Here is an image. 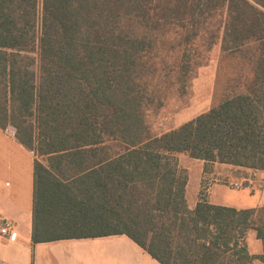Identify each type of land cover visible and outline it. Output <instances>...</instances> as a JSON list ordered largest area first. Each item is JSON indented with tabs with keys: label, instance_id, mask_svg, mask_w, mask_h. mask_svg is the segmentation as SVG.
I'll return each mask as SVG.
<instances>
[{
	"label": "trees",
	"instance_id": "16d2710c",
	"mask_svg": "<svg viewBox=\"0 0 264 264\" xmlns=\"http://www.w3.org/2000/svg\"><path fill=\"white\" fill-rule=\"evenodd\" d=\"M219 41L249 73L153 135L147 107ZM0 128L35 156L34 245L125 234L161 264H264V204L191 209L179 163L264 171V0H0Z\"/></svg>",
	"mask_w": 264,
	"mask_h": 264
},
{
	"label": "crops",
	"instance_id": "0c3cea01",
	"mask_svg": "<svg viewBox=\"0 0 264 264\" xmlns=\"http://www.w3.org/2000/svg\"><path fill=\"white\" fill-rule=\"evenodd\" d=\"M182 158L179 156L180 166H183ZM34 160L35 156L29 150L0 128V222L11 221L18 233L15 240L0 236V264H161L125 234L34 245ZM193 160L199 162L194 170L189 165L183 166L189 176L187 200L191 209L200 202L203 180H211L205 195L210 204L239 210L264 204V171ZM193 182L195 185L191 190ZM234 183H245V189H235ZM231 189L243 192V195L236 197ZM251 242L259 245L256 252L250 250ZM248 249L251 255H260L264 251L255 232L248 235Z\"/></svg>",
	"mask_w": 264,
	"mask_h": 264
},
{
	"label": "rangeland",
	"instance_id": "374dc122",
	"mask_svg": "<svg viewBox=\"0 0 264 264\" xmlns=\"http://www.w3.org/2000/svg\"><path fill=\"white\" fill-rule=\"evenodd\" d=\"M249 1L254 3V0ZM205 57L201 66L195 69L193 77L186 87H183L177 81L175 83V78H173L171 80L172 84L165 85L167 86V93L162 105L159 108L147 107L148 123L153 135L159 136L178 128L200 114L216 107L222 99V94L228 91V86L238 80L239 76L249 73V70L243 67L239 59L223 56L220 41ZM179 156L183 157L182 165H189L193 170L195 165L199 163L187 155L181 154ZM39 158L47 164L46 158ZM183 166L181 167L183 168ZM204 184L210 187L211 180H203L202 186ZM194 185L195 182L192 183L191 190H193ZM233 193L236 197L243 195V192L233 191ZM258 248V244L251 242L250 250L256 252ZM255 264L260 263L256 261Z\"/></svg>",
	"mask_w": 264,
	"mask_h": 264
},
{
	"label": "built area",
	"instance_id": "2783aa9c",
	"mask_svg": "<svg viewBox=\"0 0 264 264\" xmlns=\"http://www.w3.org/2000/svg\"><path fill=\"white\" fill-rule=\"evenodd\" d=\"M233 187L235 189H243L245 187V183H234ZM210 189L209 186L204 184L202 186V192L206 194ZM0 236L6 240H15L18 237V233L15 227V224L8 220H2L0 222Z\"/></svg>",
	"mask_w": 264,
	"mask_h": 264
}]
</instances>
